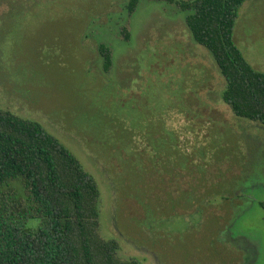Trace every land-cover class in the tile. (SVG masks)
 Instances as JSON below:
<instances>
[{
  "label": "rangeland",
  "instance_id": "1",
  "mask_svg": "<svg viewBox=\"0 0 264 264\" xmlns=\"http://www.w3.org/2000/svg\"><path fill=\"white\" fill-rule=\"evenodd\" d=\"M127 2L0 0V106L39 121L97 178L101 233L121 257L264 264V123L224 102L187 12L142 0L130 14ZM234 38L264 71V0L244 3Z\"/></svg>",
  "mask_w": 264,
  "mask_h": 264
},
{
  "label": "trees",
  "instance_id": "2",
  "mask_svg": "<svg viewBox=\"0 0 264 264\" xmlns=\"http://www.w3.org/2000/svg\"><path fill=\"white\" fill-rule=\"evenodd\" d=\"M141 1L128 0L130 14ZM167 1L187 12L193 39L214 56L226 81L224 102L237 116L264 123V71L234 38L248 0ZM99 50L109 71L112 49L101 43ZM101 197L97 178L58 137L0 106V264H144L121 257L120 240L102 235Z\"/></svg>",
  "mask_w": 264,
  "mask_h": 264
}]
</instances>
